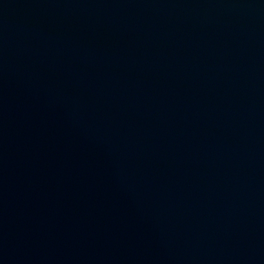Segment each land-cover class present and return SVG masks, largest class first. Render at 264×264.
<instances>
[{
	"label": "water",
	"instance_id": "95a60500",
	"mask_svg": "<svg viewBox=\"0 0 264 264\" xmlns=\"http://www.w3.org/2000/svg\"><path fill=\"white\" fill-rule=\"evenodd\" d=\"M0 264H264V0H0Z\"/></svg>",
	"mask_w": 264,
	"mask_h": 264
}]
</instances>
